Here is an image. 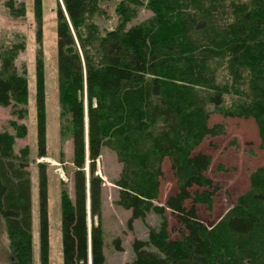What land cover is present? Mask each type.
Listing matches in <instances>:
<instances>
[{
  "label": "trees",
  "instance_id": "trees-1",
  "mask_svg": "<svg viewBox=\"0 0 264 264\" xmlns=\"http://www.w3.org/2000/svg\"><path fill=\"white\" fill-rule=\"evenodd\" d=\"M102 1L110 0H63L69 20L61 9L58 12L61 133L72 139L76 168L75 198L66 189L61 198L64 264H89L90 255L91 264H105L104 180L95 174L104 146L122 164L114 181L119 187L116 203L132 211L130 224L150 212L161 218L158 228H150L147 240L133 241L135 256L127 264H264V165L252 173L249 190L208 228L199 220L196 205L210 209L213 204L214 192L209 189L213 182L205 174L211 158L194 154L205 137L225 132L222 124L209 125L213 111L253 117L264 149V0H119L115 7L119 23L105 34L93 21L104 13ZM34 3L41 21L42 0ZM142 7L152 16L127 27ZM70 46L74 51L68 53ZM18 48L22 45L0 55V106L13 101L18 106L27 104V78L13 65ZM36 104L39 155L45 156L41 57L37 59ZM22 112L15 110L20 116ZM86 115L91 214L99 218L90 236ZM12 125L15 134L0 131V217L11 252L6 264H33L29 152L27 147L20 155L14 151L15 137H24L27 129L17 122ZM165 159L171 164L177 191L168 196L166 205H160L156 201ZM165 207L178 215L183 226L180 238L170 239ZM49 251L47 174L41 164L42 264H49Z\"/></svg>",
  "mask_w": 264,
  "mask_h": 264
},
{
  "label": "rangeland",
  "instance_id": "rangeland-1",
  "mask_svg": "<svg viewBox=\"0 0 264 264\" xmlns=\"http://www.w3.org/2000/svg\"><path fill=\"white\" fill-rule=\"evenodd\" d=\"M119 0L102 1L104 13L93 17L101 29V34L114 29L119 23L115 11ZM244 1V0H241ZM63 0H42V19L38 21L34 0H0V55L14 45L17 49L13 60L17 72L24 74L28 82V100L25 105L0 106V131L16 133L12 123L24 124L27 133L24 137H15L14 151L20 155L28 148L26 167L30 172L32 191V233L33 264H42L40 258V165L45 166L47 174L48 223H49V264H64L62 239V191L66 189L74 200L73 142L70 137L61 133V116L58 90V12L63 9ZM68 14V13H67ZM65 15V13H64ZM152 12L146 7L139 10L138 16L132 19L127 27L146 20ZM76 46L80 47L75 35ZM44 63L45 76V110H46V155H39L36 104V70L37 59ZM2 58H0L1 63ZM85 73V72H84ZM87 95V93H86ZM231 100V99H230ZM231 102L227 99V103ZM21 109L22 115L15 113ZM211 110L213 108L211 107ZM86 115V209L87 231L99 224V218L91 214L88 151V123ZM222 124L223 134L208 135L194 151L204 153L211 158L205 174L213 182L209 188L213 194V204L209 209L205 204H197V214L208 228H212L236 204L239 197L250 188V177L260 166L264 165V149L256 120L253 117L225 116L213 111L209 125ZM163 177L160 183V194L156 203L166 205L168 196L177 191V182L171 164L165 159ZM122 164L117 154L104 146L101 156L96 160V172L103 180L101 225L103 232V253L105 264H127L134 259L132 249L136 238L147 240L150 228H158L161 222L154 212L145 219H135L130 224L132 211L116 203L119 187L114 184L120 175ZM196 188V187H195ZM194 188V189H195ZM200 189H206L200 187ZM190 207L191 203H186ZM170 239L181 237L183 226L178 215L165 207ZM90 241V240H89ZM120 243V244H119ZM118 245H120L118 247ZM153 250H155L152 247ZM91 256V255H90ZM89 256V264L90 262ZM11 260L9 237L4 220L0 217V264Z\"/></svg>",
  "mask_w": 264,
  "mask_h": 264
},
{
  "label": "water",
  "instance_id": "water-1",
  "mask_svg": "<svg viewBox=\"0 0 264 264\" xmlns=\"http://www.w3.org/2000/svg\"><path fill=\"white\" fill-rule=\"evenodd\" d=\"M63 9H64V13H65L66 17L69 19L65 6H63ZM78 49L80 50V47H79V46H78ZM73 51H74V47H73V46H70V47H68V48L66 49V52H68V53H71V52H73ZM80 52H81V50H80ZM88 185H89V182H88ZM168 208H169V207H168ZM90 262H91V261H90ZM90 264H91V263H90Z\"/></svg>",
  "mask_w": 264,
  "mask_h": 264
},
{
  "label": "bare ground",
  "instance_id": "bare-ground-1",
  "mask_svg": "<svg viewBox=\"0 0 264 264\" xmlns=\"http://www.w3.org/2000/svg\"><path fill=\"white\" fill-rule=\"evenodd\" d=\"M66 16V15H65ZM68 17H69V15H68ZM67 18V17H66ZM68 19V18H67ZM69 20V19H68ZM74 47V46H73ZM86 206H88V205H86ZM90 261H91V258H90Z\"/></svg>",
  "mask_w": 264,
  "mask_h": 264
},
{
  "label": "crops",
  "instance_id": "crops-1",
  "mask_svg": "<svg viewBox=\"0 0 264 264\" xmlns=\"http://www.w3.org/2000/svg\"><path fill=\"white\" fill-rule=\"evenodd\" d=\"M90 258H91V256H90Z\"/></svg>",
  "mask_w": 264,
  "mask_h": 264
}]
</instances>
